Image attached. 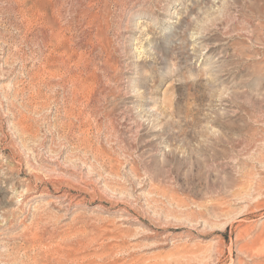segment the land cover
Masks as SVG:
<instances>
[{
  "label": "rangeland",
  "instance_id": "rangeland-1",
  "mask_svg": "<svg viewBox=\"0 0 264 264\" xmlns=\"http://www.w3.org/2000/svg\"><path fill=\"white\" fill-rule=\"evenodd\" d=\"M264 0H0V264H264Z\"/></svg>",
  "mask_w": 264,
  "mask_h": 264
},
{
  "label": "bare ground",
  "instance_id": "bare-ground-1",
  "mask_svg": "<svg viewBox=\"0 0 264 264\" xmlns=\"http://www.w3.org/2000/svg\"><path fill=\"white\" fill-rule=\"evenodd\" d=\"M250 240L248 244L250 246H255L257 247L256 250L260 249L264 251V229H262L258 233H252L251 237H249Z\"/></svg>",
  "mask_w": 264,
  "mask_h": 264
}]
</instances>
